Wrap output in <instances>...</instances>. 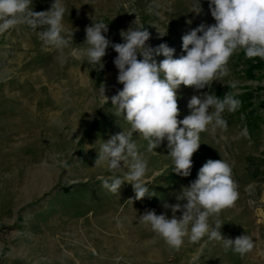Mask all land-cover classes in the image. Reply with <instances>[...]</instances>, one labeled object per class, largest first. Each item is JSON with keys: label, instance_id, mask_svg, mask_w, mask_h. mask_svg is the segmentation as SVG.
<instances>
[{"label": "rangeland", "instance_id": "rangeland-1", "mask_svg": "<svg viewBox=\"0 0 264 264\" xmlns=\"http://www.w3.org/2000/svg\"><path fill=\"white\" fill-rule=\"evenodd\" d=\"M54 2L32 0V9L49 11ZM64 2L63 23L78 49L88 47L86 27L102 20L112 43L124 42L122 31L142 26L150 33V47L167 44L178 59L186 55L183 35L201 23L215 24L209 0ZM43 30L21 26L0 35V264H264V64L250 76L256 60L241 49L230 58V74L210 88L197 92L180 86V120L190 114L193 95L247 97L238 110L223 113L226 131L209 128L200 134L190 176L173 171L167 141L151 154L147 141L133 134L148 159L145 183L153 195L137 200L128 183L119 194L103 189L101 178L111 173L106 165L95 167L101 144L130 130L110 99L123 89L113 63L117 53L106 50L102 69L80 55L61 65L57 50L40 40ZM154 59L159 64L164 57ZM103 86L108 103L98 92ZM209 159L232 166L239 199L221 212L220 231L230 239L252 237L255 248L244 257L207 237L196 243L186 239L179 251H172L139 223L148 210L170 219L171 209L164 205L187 203L177 197ZM121 169L116 175L123 177L128 171L123 162Z\"/></svg>", "mask_w": 264, "mask_h": 264}, {"label": "clouds", "instance_id": "clouds-1", "mask_svg": "<svg viewBox=\"0 0 264 264\" xmlns=\"http://www.w3.org/2000/svg\"><path fill=\"white\" fill-rule=\"evenodd\" d=\"M214 25L201 23L182 37V48L186 55L173 58L174 49L167 44L150 47V33L146 28L130 27L120 33L123 43H112L106 36L108 24L98 21L85 29L88 45L78 49L73 45L72 34L64 26L68 11L64 0H55L51 9L34 12L32 0H0V35L27 26L38 31L40 40L58 52L61 65L68 58L78 55L86 57L88 64L103 68L102 59L109 47L117 53L113 61L118 69L117 82L123 89L113 95L111 104L117 115L122 116L130 126L127 132H120L103 142L95 160V167L106 165L111 175L101 178V187L113 194H119L125 183L131 184L137 200L149 195L145 183L149 172L148 159L140 151V145L133 134L147 141V153L155 154L167 141L168 156L173 171L180 176L191 175L192 157L201 145L200 134L211 128L227 130L225 111L232 113L241 106V101L227 93L223 99L214 93L193 95L188 102L190 114L182 120L178 107L180 86L193 88L197 92L210 88L214 81H220L230 74V58L243 49L246 58L264 60V0H209ZM72 41V44H70ZM66 49H71L65 52ZM163 55L157 64L154 56ZM142 57V59H138ZM235 85H233L234 87ZM105 87L99 94L108 103ZM121 162L128 171L123 177L116 173ZM178 200H186L181 206L165 204L172 217L157 215L148 210L141 215L139 223L150 227L156 237L162 239L172 251H179L185 240L196 243L204 237L209 242H221L225 251H233L244 257L255 248L249 235L235 239L225 238L220 229L223 224L220 214L234 207L239 199L238 184L233 177L232 166L222 160L209 159L200 168L198 178L184 189ZM177 212H182L180 217ZM118 221L117 227H122Z\"/></svg>", "mask_w": 264, "mask_h": 264}, {"label": "trees", "instance_id": "trees-1", "mask_svg": "<svg viewBox=\"0 0 264 264\" xmlns=\"http://www.w3.org/2000/svg\"><path fill=\"white\" fill-rule=\"evenodd\" d=\"M249 60H250V59H249ZM252 60H256V63L251 65V66H252V69H249V72H250L249 75H250V76H253L252 73H251L253 70H260V68H261V67L263 66V64H264V63H263V60H261L260 58H253ZM251 63H252V62H251ZM246 98H247V97H245V96L238 98V99L241 101V106L244 105L245 102H247V101H246V100H247ZM241 106H240V107H241ZM260 106L262 107V109H264V101H262V102L260 103ZM244 109H245V108H244ZM254 114H255V113H253L252 116H254Z\"/></svg>", "mask_w": 264, "mask_h": 264}, {"label": "bare ground", "instance_id": "bare-ground-1", "mask_svg": "<svg viewBox=\"0 0 264 264\" xmlns=\"http://www.w3.org/2000/svg\"><path fill=\"white\" fill-rule=\"evenodd\" d=\"M19 114H20V113H19ZM19 120H20V119H19ZM12 123H13V122H12ZM17 124H18V123H17ZM17 124H16V122H15V125H17ZM22 130H24V129H22ZM21 132H23V131H21ZM32 175H34V174H32ZM30 177H32V176H30Z\"/></svg>", "mask_w": 264, "mask_h": 264}]
</instances>
